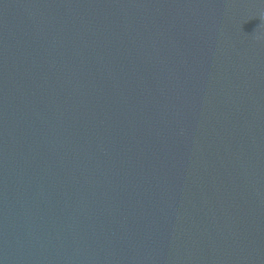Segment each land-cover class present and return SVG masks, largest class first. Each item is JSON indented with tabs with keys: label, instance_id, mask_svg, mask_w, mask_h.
<instances>
[{
	"label": "water",
	"instance_id": "1",
	"mask_svg": "<svg viewBox=\"0 0 264 264\" xmlns=\"http://www.w3.org/2000/svg\"><path fill=\"white\" fill-rule=\"evenodd\" d=\"M0 264H264V0H0Z\"/></svg>",
	"mask_w": 264,
	"mask_h": 264
}]
</instances>
